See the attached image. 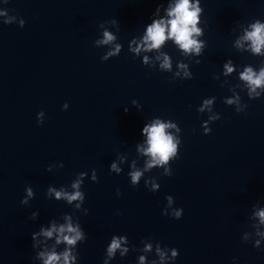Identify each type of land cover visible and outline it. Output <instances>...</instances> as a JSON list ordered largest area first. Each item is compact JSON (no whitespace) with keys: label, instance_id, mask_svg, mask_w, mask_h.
I'll return each instance as SVG.
<instances>
[{"label":"water","instance_id":"obj_1","mask_svg":"<svg viewBox=\"0 0 264 264\" xmlns=\"http://www.w3.org/2000/svg\"><path fill=\"white\" fill-rule=\"evenodd\" d=\"M160 2L0 0V10L26 21L24 27L0 23V264H33L31 233L72 211L46 197L48 185L70 184L78 172L90 176L93 168L99 181L86 179L83 185L89 213H77L88 233L79 246L81 264H102L113 233L127 234L137 245L151 236L175 246L180 253L175 264H232V257L239 264H264V251L241 239L250 230L251 205L264 199V98L249 100L241 92L248 109L237 113L223 103L231 95L221 87L224 78L213 79L228 57L239 64L259 63L232 47L231 30L236 20L264 15V0H203L208 47L201 63L191 65L193 79L175 81L127 50L128 40L150 22ZM112 18L120 22L124 49L102 62L104 50L94 40L99 23ZM167 50L174 60L182 59L174 48ZM213 95L221 119L204 135L201 121L207 114L196 109ZM133 99L143 105L141 111L131 105ZM41 109L46 118L39 125ZM157 115L179 122L183 143L172 176H160L162 169L149 174L161 184L153 193L143 181L130 185L127 165L117 175L109 172V164L117 152H125L129 161L136 157L144 120ZM61 161L63 167L47 171ZM25 185L36 193L27 207L20 204ZM169 194L184 209L179 220L162 215ZM37 209L39 218L30 220ZM136 255L130 251L112 264H135Z\"/></svg>","mask_w":264,"mask_h":264},{"label":"clouds","instance_id":"obj_2","mask_svg":"<svg viewBox=\"0 0 264 264\" xmlns=\"http://www.w3.org/2000/svg\"><path fill=\"white\" fill-rule=\"evenodd\" d=\"M0 23L13 24L18 22L24 27L26 21L18 15L11 14L8 9L0 10ZM150 22L143 23L139 34L133 35L127 42V50L133 59H139L142 65L163 73H171V80H191L194 77L191 65L200 64L208 47L205 38L208 22L205 19L203 0H161L149 16ZM232 28V47L239 53H248L259 58L258 64H239L231 57L226 58L221 71L213 74V79L221 80V87L227 86L231 95L223 97V103L234 106L237 113L246 112L248 104L242 102L241 92H246L249 100L264 98V15L254 16L247 21H234ZM98 35L94 40L97 48L103 49L100 56L102 62L118 57L124 49L120 41V22L116 18L104 20L98 25ZM174 48L182 59L174 60L167 50ZM231 78V79H230ZM236 83H232L231 80ZM239 90V91H238ZM217 97L202 99L197 106V112L207 119L201 121L204 135L212 132L211 125L221 119V114L214 110ZM131 105L141 111L143 105L136 99ZM69 108L68 102L62 105ZM129 109L125 106L124 111ZM46 114L43 109L37 113V124L42 125ZM195 131V129H193ZM183 143L182 128L178 121L164 116H153L144 120L140 130V139L135 144L136 157L129 161L125 152H117L109 164V172L120 175L127 165V176L132 187L143 185L155 193L161 188L159 177L149 175L154 169H162L160 176H172V162L180 158V148ZM142 161V163H141ZM59 165L49 164L47 171L51 172ZM86 179L98 182L95 168L80 171L70 184L56 186L48 185L46 197L49 200L63 201L72 211L64 212L59 217H51L46 223L39 224L38 230L31 233L33 264H81L82 257L79 246L87 241L88 233L81 223L77 213L88 215L89 209L84 207L86 192L83 185ZM117 195L121 190L116 189ZM31 185H25L24 195L20 200L22 206H29L35 198ZM167 203L162 209V215L179 220L183 217V207L175 206L174 197H165ZM118 215H123L119 210ZM39 210L31 211L30 220H37ZM249 229L243 232L242 241L251 243L254 248L264 251V199H258L251 205L248 215ZM131 252L137 253L135 264H175L179 249L175 246L162 244L151 236L140 240L139 245L132 243L127 234L113 233L107 242L102 264H112L119 257L123 261ZM151 257V258H150ZM232 264H239L237 257H232Z\"/></svg>","mask_w":264,"mask_h":264}]
</instances>
